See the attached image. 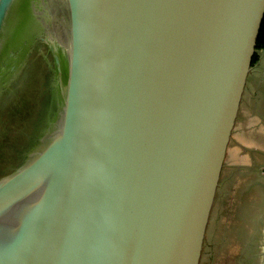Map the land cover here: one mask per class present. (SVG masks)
Masks as SVG:
<instances>
[{
    "label": "water",
    "instance_id": "water-1",
    "mask_svg": "<svg viewBox=\"0 0 264 264\" xmlns=\"http://www.w3.org/2000/svg\"><path fill=\"white\" fill-rule=\"evenodd\" d=\"M263 25L264 0H0V98L48 73L0 264H202Z\"/></svg>",
    "mask_w": 264,
    "mask_h": 264
},
{
    "label": "rangeland",
    "instance_id": "rangeland-1",
    "mask_svg": "<svg viewBox=\"0 0 264 264\" xmlns=\"http://www.w3.org/2000/svg\"><path fill=\"white\" fill-rule=\"evenodd\" d=\"M264 248V50L258 51L221 187L202 264H261Z\"/></svg>",
    "mask_w": 264,
    "mask_h": 264
},
{
    "label": "flooded vegetation",
    "instance_id": "flooded-vegetation-1",
    "mask_svg": "<svg viewBox=\"0 0 264 264\" xmlns=\"http://www.w3.org/2000/svg\"><path fill=\"white\" fill-rule=\"evenodd\" d=\"M47 77L43 59L35 52L0 98V168L31 144L29 140L45 110Z\"/></svg>",
    "mask_w": 264,
    "mask_h": 264
},
{
    "label": "trees",
    "instance_id": "trees-1",
    "mask_svg": "<svg viewBox=\"0 0 264 264\" xmlns=\"http://www.w3.org/2000/svg\"><path fill=\"white\" fill-rule=\"evenodd\" d=\"M258 48H259V50L260 49L264 50V25H263V29H262V32H261V35H260ZM256 62H257V60H256Z\"/></svg>",
    "mask_w": 264,
    "mask_h": 264
}]
</instances>
